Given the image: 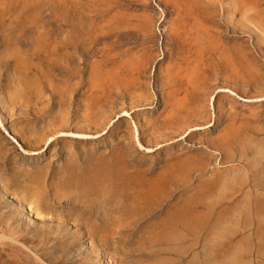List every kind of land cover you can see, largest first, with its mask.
<instances>
[{"label": "rangeland", "instance_id": "1", "mask_svg": "<svg viewBox=\"0 0 264 264\" xmlns=\"http://www.w3.org/2000/svg\"><path fill=\"white\" fill-rule=\"evenodd\" d=\"M100 167L90 233L68 177ZM27 257L264 264V0H0V264Z\"/></svg>", "mask_w": 264, "mask_h": 264}, {"label": "bare ground", "instance_id": "2", "mask_svg": "<svg viewBox=\"0 0 264 264\" xmlns=\"http://www.w3.org/2000/svg\"><path fill=\"white\" fill-rule=\"evenodd\" d=\"M210 50V49H209ZM212 50V49H211ZM75 135V134H74ZM76 136V135H75ZM115 160H117V159H115ZM118 162V161H117ZM116 161H115V163H117ZM118 164V163H117ZM116 164V165H117ZM100 166V165H99ZM114 166V165H113ZM119 166V165H118ZM110 168V167H109ZM117 168V167H116ZM116 174H117V172H116ZM113 175H115V174H113ZM105 176H107V174L105 173V169H104V167H100V168H98V169H95V170H93V171H91V172H89V173H84V174H78V175H70L68 178H70V177H76V181H78L77 182V185H81L82 187H83V189H84V191H83V197L85 198V199H88V198H90L91 197V199H94V202L92 201V202H90V204L89 205H86L85 206V208H84V210L81 212L82 213V215L80 216V217H82V218H84V221L87 223V225H88V227L90 228L89 230V232L90 233H96V232H98V233H100V231H103L104 232V230H106V229H104L105 228V226H102V224L101 225H97V223H95V221L96 220H98L99 218H98V213H99V211H100V209L95 205L96 203V201H99L98 203L99 204H102L103 203V201L105 200H103V198L105 197L106 198V196H105V194H104V191H106L107 189L106 188H108V187H106L108 184H106L105 182ZM117 176H118V174H117ZM109 177H110V175H109ZM114 178H115V176H114ZM64 180V179H63ZM72 181V180H71ZM108 182L109 183H112L111 182V180L109 181L108 180ZM107 182V183H108ZM71 183V182H70ZM61 184V186H66L67 185V181H62V183H60ZM69 184V183H68ZM74 184V183H73ZM76 184V183H75ZM104 184H106L105 186H104ZM114 186L116 187V186H118V184H116V183H114ZM113 186V187H114ZM71 186L69 185V187H68V189L70 188ZM75 187H76V185H75ZM113 187H110L109 189H114ZM117 188V187H116ZM67 189V188H66ZM118 190V189H117ZM79 191V190H78ZM82 191V190H81ZM108 192H110L109 190L108 191H106V194L108 193ZM111 192H113V191H111ZM119 192H120V190H119ZM81 193V192H80ZM109 194V193H108ZM107 194V198H109V195ZM112 194V193H111ZM115 194H116V192H115ZM115 194H114V196H115ZM120 194V193H119ZM35 195V194H34ZM32 196H33V194H32ZM81 196V197H82ZM110 196H112V195H110ZM34 197V196H33ZM82 197V198H83ZM121 197V196H120ZM153 198V196L152 195H150L149 197H148V199H150V198ZM37 198V197H36ZM84 198H83V200H84ZM112 198V197H111ZM110 198V199H111ZM116 198V197H115ZM122 198V197H121ZM78 199H81L80 197H78ZM113 199V198H112ZM111 199V200H112ZM145 199V198H144ZM82 200V199H81ZM107 200V199H106ZM121 200V199H120ZM80 201V200H79ZM116 201V200H115ZM83 202V201H82ZM87 201H84V203H86ZM109 202V201H108ZM113 202V201H112ZM118 202V201H117ZM115 203V202H114ZM149 203V202H148ZM36 204V203H35ZM81 204V203H80ZM86 204H88V203H86ZM98 204V205H99ZM117 204H119V203H117ZM135 205V204H134ZM99 206H101V205H99ZM102 206H103V204H102ZM101 206V210H103V207ZM83 207V206H82ZM95 207H97V208H95ZM115 207V206H114ZM119 207V206H118ZM78 208V207H77ZM76 208V209H77ZM124 208V207H123ZM136 208H138V207H136ZM80 209V208H79ZM86 209V210H85ZM95 209V210H94ZM109 209V208H108ZM81 210V209H80ZM80 210H79V214L78 215H80ZM115 210V209H114ZM119 210H121V209H119ZM138 210V209H137ZM104 211V210H103ZM124 213H126V214H129L130 212H131V210L130 209H127L126 211L124 210L123 211ZM116 213V212H115ZM100 214H101V212H100ZM109 214V213H108ZM117 214V213H116ZM115 214V215H116ZM119 214V213H118ZM117 214V215H118ZM103 215V214H102ZM122 215V214H121ZM108 216H110V215H108ZM112 216H113V214H112ZM120 216V215H119ZM124 216V215H123ZM100 217H102L101 215H100ZM103 217H105V215L103 216ZM122 217V216H121ZM106 218V217H105ZM104 218V219H105ZM107 218H109V217H107ZM113 218V217H112ZM118 218V217H117ZM123 218V217H122ZM122 218H120L121 220H122ZM110 219V218H109ZM80 220H83V219H80ZM101 220H102V218H101ZM107 221H108V219H107ZM112 221V220H111ZM114 221V220H113ZM112 221V222H113ZM117 221H118V219H117ZM116 221V222H117ZM101 223L103 222V220L102 221H100ZM115 222V221H114ZM28 223H29V221H28ZM90 223H92V224H90ZM121 223H122V221H121ZM104 224H105V221H104ZM109 224H110V222H109ZM109 224H108V226H109ZM112 225V224H111ZM110 225V226H111ZM114 225V224H113ZM112 225V226H113ZM119 225H121V224H119ZM107 226V227H108ZM114 227H117V224H116V226H114ZM109 228V227H108ZM111 228V227H110ZM108 229V230H111V229ZM116 229H118V227L116 228ZM107 232V231H106ZM113 232H114V230H113ZM117 232V231H116ZM14 235H15V233H14ZM21 235H23V234H21ZM97 235V234H96ZM20 236V235H19ZM87 236V235H86ZM94 236V235H93ZM98 236V235H97ZM96 236V237H97ZM4 238H6V237H4ZM13 239H14V237H13ZM18 240V239H17ZM21 240H23V239H21ZM41 240V239H40ZM26 241V240H25ZM27 241H29V240H27ZM42 241H44V240H42ZM11 242H12V240H11ZM45 244V243H44ZM21 249V248H20ZM46 249H47V247H46ZM52 250V249H51ZM15 251H16V248H15ZM14 251V252H15ZM39 251V250H38ZM41 251V250H40ZM44 251V250H43ZM48 251V250H47ZM19 252V251H18ZM35 252H37V251H34V253ZM53 252V251H52ZM23 253H25V252H23ZM31 253H32V251H31ZM36 254H38V253H36ZM43 255V254H42ZM46 255V254H45ZM19 256V255H18ZM23 256V255H22ZM26 255H24L23 257H25ZM62 256H63V254H62ZM69 256V255H68ZM22 257V258H23ZM64 257V256H63ZM17 258V257H16ZM29 257H27V259H28ZM31 258V257H30ZM30 258H29V260H30ZM36 258V257H35ZM40 258V257H39ZM14 259V258H13ZM24 259V258H23ZM22 260V259H21ZM43 260V259H42ZM71 260V259H70ZM25 261V260H24ZM23 261V262H24ZM14 262V261H13ZM28 262V261H27ZM26 261L24 262V263H27ZM32 262V260H30V263ZM69 262V261H68ZM17 263V262H16ZM29 263V264H30ZM33 264H34V262H32ZM36 263H37V260H36ZM39 263V262H38ZM70 263H72V262H70ZM50 264V263H49Z\"/></svg>", "mask_w": 264, "mask_h": 264}]
</instances>
